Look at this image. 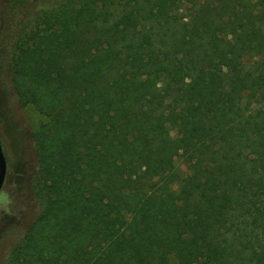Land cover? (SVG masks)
Listing matches in <instances>:
<instances>
[{"label": "trees", "instance_id": "obj_1", "mask_svg": "<svg viewBox=\"0 0 264 264\" xmlns=\"http://www.w3.org/2000/svg\"><path fill=\"white\" fill-rule=\"evenodd\" d=\"M0 66L5 264H264V0H4Z\"/></svg>", "mask_w": 264, "mask_h": 264}, {"label": "rangeland", "instance_id": "obj_2", "mask_svg": "<svg viewBox=\"0 0 264 264\" xmlns=\"http://www.w3.org/2000/svg\"><path fill=\"white\" fill-rule=\"evenodd\" d=\"M4 0H0V6ZM1 67V66H0ZM4 68H0V143L3 151H8V136L10 130H15L23 138V156L27 160L33 159V147L29 141V135L33 133L40 124L46 121V117L33 107L26 105L17 107L11 98L9 84L6 80ZM24 136H26L24 138ZM174 137V132H170ZM14 137V136H13ZM15 138V137H14ZM25 139V140H24ZM28 139V140H27ZM182 168V166H180ZM7 171V168H6ZM6 176V175H5ZM5 181V180H4ZM11 195L5 182L0 190V219L10 211ZM36 206L33 210H36ZM31 217V213L22 215L19 223L12 225L0 241V264H5L11 249L21 238L23 231Z\"/></svg>", "mask_w": 264, "mask_h": 264}, {"label": "water", "instance_id": "obj_3", "mask_svg": "<svg viewBox=\"0 0 264 264\" xmlns=\"http://www.w3.org/2000/svg\"><path fill=\"white\" fill-rule=\"evenodd\" d=\"M5 175H6V161L2 152V148L0 146V190L3 186Z\"/></svg>", "mask_w": 264, "mask_h": 264}, {"label": "flooded vegetation", "instance_id": "obj_4", "mask_svg": "<svg viewBox=\"0 0 264 264\" xmlns=\"http://www.w3.org/2000/svg\"><path fill=\"white\" fill-rule=\"evenodd\" d=\"M5 180V179H4Z\"/></svg>", "mask_w": 264, "mask_h": 264}]
</instances>
